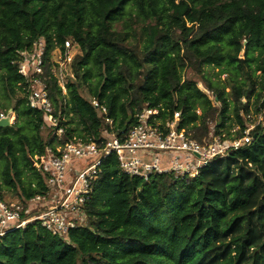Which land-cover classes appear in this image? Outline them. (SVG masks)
I'll return each instance as SVG.
<instances>
[{"label":"trees","instance_id":"1","mask_svg":"<svg viewBox=\"0 0 264 264\" xmlns=\"http://www.w3.org/2000/svg\"><path fill=\"white\" fill-rule=\"evenodd\" d=\"M134 15L137 28L128 24ZM39 38L49 52L56 46L64 51L72 40L82 53L73 64L76 79L66 85V108L57 78L45 67L55 115L69 119L66 141L98 142L105 132L124 139L145 107L157 108L163 124L180 113L178 130L199 142L214 117L216 135L232 115L240 134L256 73L264 79V0H0V85L6 94L23 93L13 62ZM134 40L138 52L127 48ZM193 60L229 74L233 98L227 87L207 80L218 108L197 83L183 80ZM82 88L106 108L112 126ZM262 97L259 92L255 111L264 118ZM13 110L16 122L0 127V190L24 200L46 190L33 166L45 153L44 116L24 98ZM27 166L32 181L26 186L21 174ZM101 169L86 224L68 239L37 223L13 230L0 239V264H264L263 122L249 145L214 159L191 180L160 174L145 182L124 174L115 155Z\"/></svg>","mask_w":264,"mask_h":264},{"label":"built area","instance_id":"2","mask_svg":"<svg viewBox=\"0 0 264 264\" xmlns=\"http://www.w3.org/2000/svg\"><path fill=\"white\" fill-rule=\"evenodd\" d=\"M73 43L76 44L66 40L64 51L56 46L49 52L47 41L39 38L13 62L24 80L21 84L24 99L31 109L43 114L42 128L49 130L50 139L44 144L45 153L33 161L46 190L30 199L16 201L6 200L0 190V239L13 230H23L35 223L54 236L68 239L72 229L87 223L86 207L93 197L101 167L111 155L116 156L124 174L145 182L160 174L191 180L214 159L226 157L231 151L249 145L254 129L262 122L264 124L263 115L259 114L260 120L247 126L240 137L212 136L211 141L199 142L187 136L184 130H178L180 113H175L173 120L163 124L157 108L145 107L136 114V123L124 139L120 133L105 132L98 142L77 138L66 141L67 120L65 116L55 115L45 67L53 61L50 55L54 50L65 52ZM51 72L58 80L66 108L67 89L65 91V86H61L57 73ZM90 102L112 126L113 120L106 117V108L97 100ZM14 116V110H10L1 113L0 120L9 118L13 123ZM37 183L35 180L33 188Z\"/></svg>","mask_w":264,"mask_h":264},{"label":"rangeland","instance_id":"3","mask_svg":"<svg viewBox=\"0 0 264 264\" xmlns=\"http://www.w3.org/2000/svg\"><path fill=\"white\" fill-rule=\"evenodd\" d=\"M125 23L118 22L114 25V28L117 31H121L123 29V25ZM128 24H132L134 28H137V23H136V15L133 16L132 20H128ZM138 44V45H137ZM129 49H133L134 51L138 52L140 50V44L137 42V40H134L127 46ZM255 56L258 55V52L254 53ZM82 56V53L79 49V47L73 43V45L66 50L65 52H61L60 49H56L52 52V56L50 55V60H53L49 66H51V70L55 71L60 79L61 86L67 85L68 82L75 81L76 77L73 72V64L74 62ZM240 58H244V53L241 54ZM58 63H60L58 65ZM228 76L229 74H222V70L220 67H212V66H205L202 65L201 63L193 60L191 64H189V67H186V69L183 71L182 78L183 80L186 81H192L197 83L198 87L212 100L213 105L220 108V104L216 102V98L214 94L208 90L207 86V80H211L214 86H220V87H227L226 92L228 93L229 99L231 100L233 98V95L231 93V86L228 81ZM257 77V84H256V89L255 92L250 100V113L249 116H245L243 114L244 120H246V126L252 125V123H256L257 121L260 120V115H257L255 109H256V104L255 100L257 97V94L259 92L262 93L263 99H264V79L261 76V72H257L256 76ZM248 82V81H247ZM64 87V90L66 91V88ZM16 95L12 96L10 94H6V92L2 89V86L0 85V114L4 113L6 114L8 111L13 110L15 108V105L18 100H21L24 98L23 93L16 90ZM81 95L86 99L91 101V97L89 96L88 92L85 89L80 90ZM243 104L247 103L246 99L242 100ZM99 116L102 117V114L100 112ZM14 120L12 121L13 123L8 125L12 126L17 119V113L15 112ZM103 120H105L102 117ZM69 120V119H66ZM218 118L214 117L213 121L210 123V132L206 134L200 142H208L212 140V136L214 137H226V138H234L238 137V135L243 134V131L239 134L238 132L240 131L239 126L236 125V119L235 116L232 115L231 119L227 121L225 126L220 129V132H222L221 135H216L214 128L218 122ZM67 122H65L66 124ZM77 126V121H74L72 123L71 128H75ZM7 127V126H6ZM41 138L43 143L45 144L48 142L50 139V134L48 129H41ZM36 158H34L35 160ZM1 163H0V168H1ZM21 178L25 185L27 186L30 181H32V171L30 167H26L23 169V173L21 174ZM3 193L6 197V200L9 201H16V198H11L14 196V193L8 194L9 191L5 187H3ZM8 196V197H7Z\"/></svg>","mask_w":264,"mask_h":264},{"label":"water","instance_id":"4","mask_svg":"<svg viewBox=\"0 0 264 264\" xmlns=\"http://www.w3.org/2000/svg\"><path fill=\"white\" fill-rule=\"evenodd\" d=\"M130 120H131V117L129 118L128 122ZM10 124H12V123L9 121V118L0 120V127H6V126H8Z\"/></svg>","mask_w":264,"mask_h":264}]
</instances>
